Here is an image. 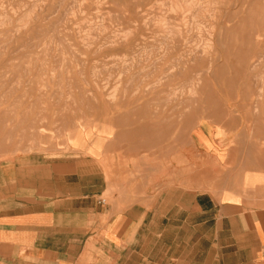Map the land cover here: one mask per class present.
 <instances>
[{"label": "rangeland", "instance_id": "1", "mask_svg": "<svg viewBox=\"0 0 264 264\" xmlns=\"http://www.w3.org/2000/svg\"><path fill=\"white\" fill-rule=\"evenodd\" d=\"M144 111L173 126L133 145ZM260 154L264 0H0V160L94 161L103 200L141 184L149 210L182 160L194 192L230 196Z\"/></svg>", "mask_w": 264, "mask_h": 264}, {"label": "crops", "instance_id": "2", "mask_svg": "<svg viewBox=\"0 0 264 264\" xmlns=\"http://www.w3.org/2000/svg\"><path fill=\"white\" fill-rule=\"evenodd\" d=\"M260 156L252 185L230 196L194 192L182 160L149 210L141 184L103 200L112 184L94 161L0 160V264H264Z\"/></svg>", "mask_w": 264, "mask_h": 264}, {"label": "bare ground", "instance_id": "3", "mask_svg": "<svg viewBox=\"0 0 264 264\" xmlns=\"http://www.w3.org/2000/svg\"><path fill=\"white\" fill-rule=\"evenodd\" d=\"M190 1V0H189ZM183 2V1H182ZM187 2V1H186ZM176 4V3H175ZM184 4V3H183ZM178 5V4H177ZM185 5V4H184ZM182 6V5H181ZM193 6V5H192ZM177 8V7H176ZM189 8V7H188ZM187 8V9H188ZM127 24V23H126ZM235 25V24H234ZM259 26V25H258ZM184 27V26H183ZM185 28V27H184ZM183 28V29H184ZM170 31V30H169ZM233 31V30H232ZM231 31V32H232ZM235 31V30H234ZM169 33V32H168ZM211 33V32H210ZM213 34V33H212ZM169 35V34H168ZM29 37V36H28ZM210 41V40H209ZM209 44V43H208ZM215 44V43H214ZM209 46V45H208ZM215 47V46H214ZM183 52H185V51H183ZM195 52V51H194ZM186 54H188V53H186ZM200 55H202L201 53H200ZM197 56V55H196ZM193 57V56H192ZM195 57V56H194ZM194 59V58H193ZM198 59H199V56H198ZM192 60V59H191ZM198 61V60H197ZM212 63H210V65H211ZM154 65V64H153ZM182 65H184V63H183V61L179 58V59H177V62H176V64H175V66H177L178 68L180 67H182ZM210 65H208V68H207V71L209 70V69H211L210 68ZM174 66V67H175ZM172 68V67H171ZM223 68H225V66H223ZM223 68H221V69H223ZM174 69V68H173ZM184 69V68H183ZM187 69V68H186ZM220 69V70H221ZM181 70H182V68H181ZM212 70V69H211ZM218 70V69H217ZM79 72V71H78ZM77 72V73H78ZM177 72V71H176ZM202 72V71H201ZM199 73V72H198ZM194 73H192V75H193ZM196 74V73H195ZM218 74V73H217ZM243 74V73H242ZM82 75V74H81ZM208 76V75H207ZM218 76V75H217ZM234 76H236V75H234ZM234 78V77H233ZM238 78V77H237ZM202 79H203V77H202ZM243 79V78H242ZM232 82V81H231ZM188 86H190V85H188ZM242 89V88H241ZM207 92V91H206ZM175 93V92H174ZM194 93V90L192 91V88L191 89H189L188 90V94L189 95H192ZM206 95V94H205ZM205 95H204V97H205ZM175 101V100H174ZM165 112H171L172 113V109L171 108H169L168 110H166ZM194 112V111H193ZM155 113V112H154ZM196 113V112H195ZM135 114H138V112L137 113H135ZM164 114H166V113H164ZM2 115V114H1ZM139 115L140 116H145V115H147V116H152L153 115V118L154 119H150L149 121H147L146 123H144L143 125H141V126H138V127H134V129H133V133H132V141H130L133 145H135L136 143H135V141L134 140H136V139H134V137H135V135H137V134H143L144 132H148V133H152V132H154L155 130H161V131H166V130H168V129H170L172 126H173V123L170 121V120H166V121H159L158 120V115H159V113H156V114H151V113H149V112H139ZM180 126V125H179ZM203 126V125H202ZM206 126H207V124H206ZM187 127H189V122L187 123ZM204 127H205V125H204ZM252 130V129H251ZM203 133V132H202ZM123 136H121V134L120 133H117L116 135H115V140H114V143L116 144V146L118 147V144H119V141H118V139L120 140V139H124V136H125V134H122ZM173 136H175V134L173 135ZM174 138V137H173ZM138 139V138H137ZM153 140V139H152ZM151 140V141H152ZM169 141V140H168ZM147 142L149 143L150 141L149 140H147ZM170 142V141H169ZM172 142V141H171ZM170 142V143H171ZM178 144V143H177ZM176 144V145H177ZM173 145H174V143H173ZM172 146V145H171ZM170 146V147H171ZM120 148V147H119ZM173 148H176V146L175 147H173ZM125 149V148H124ZM167 149H169V148H167ZM171 149V148H170ZM259 150V149H258ZM155 151V150H154ZM256 151V150H255ZM161 152H163V150L161 151ZM160 152V153H161ZM158 155V154H157ZM254 158V157H253ZM255 160V159H254ZM184 161V160H183ZM179 163H181V162H179ZM182 166V165H181ZM257 166V165H256ZM264 171V170H263ZM256 172V171H255Z\"/></svg>", "mask_w": 264, "mask_h": 264}]
</instances>
